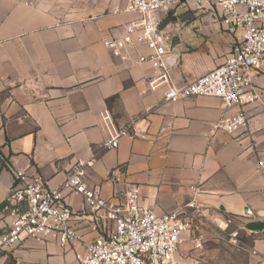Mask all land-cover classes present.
Listing matches in <instances>:
<instances>
[{
  "label": "crops",
  "instance_id": "obj_1",
  "mask_svg": "<svg viewBox=\"0 0 264 264\" xmlns=\"http://www.w3.org/2000/svg\"><path fill=\"white\" fill-rule=\"evenodd\" d=\"M59 3L0 0V234L10 220L2 208L13 170L38 173L58 188L78 161L90 162L86 181L104 198L118 193L122 200L137 185L157 212L193 200L205 213L253 223L243 214L264 211L257 169L264 161V73H251L260 93L243 107L249 119L244 135L215 128L238 106L224 108L219 98L206 96L164 100L170 83L191 82L220 64L239 34L224 32L207 6L177 8L165 28L171 38L167 81L150 64L137 63L136 53L121 60L102 43L134 17L124 11L127 0L80 2L74 7L97 11L73 17ZM119 129L128 133L108 147L110 133ZM67 201L72 226L84 241L94 239L99 232L91 229L82 196ZM257 233L262 237L254 247L264 253V229ZM81 249L80 243L28 240L1 251L0 264H77L74 254Z\"/></svg>",
  "mask_w": 264,
  "mask_h": 264
},
{
  "label": "built area",
  "instance_id": "obj_2",
  "mask_svg": "<svg viewBox=\"0 0 264 264\" xmlns=\"http://www.w3.org/2000/svg\"><path fill=\"white\" fill-rule=\"evenodd\" d=\"M193 5L196 10L207 6L224 32L239 37L220 64L191 82L170 83L164 100L206 96L219 98L224 108L238 106L233 114L222 115L215 128L244 135L249 131V119L243 107L256 102L260 93L251 73H264V0H127L124 11L134 17L121 24L119 36L106 37L102 43L121 60H129L130 54L136 53L137 63L150 64L158 78L169 81L165 57L171 38L161 24L165 18L176 16L177 8L187 11ZM140 49L144 52H138ZM127 133V129L113 131L106 145L116 147L119 137ZM89 165L75 163L58 188H50L38 173L13 170L2 208L10 220L6 233L0 234V252L14 250L28 240H53L60 246L80 243L82 249L74 254L77 264L197 262L189 250H200L202 242L200 237H190V231L194 218L203 212L201 206L192 200L184 207L157 212L143 201L137 185H130L122 200L116 198L118 193L104 198L99 188L86 181ZM257 169L264 180L263 160H258ZM72 194L82 196L91 229L99 232L92 240L84 241L71 224L74 214L67 197ZM243 216L264 223V211L254 214L246 209ZM188 242L191 249H183ZM251 253L256 264H264V253L255 247Z\"/></svg>",
  "mask_w": 264,
  "mask_h": 264
},
{
  "label": "rangeland",
  "instance_id": "obj_3",
  "mask_svg": "<svg viewBox=\"0 0 264 264\" xmlns=\"http://www.w3.org/2000/svg\"><path fill=\"white\" fill-rule=\"evenodd\" d=\"M65 15H87L97 10L74 7L94 0H57ZM180 13V11H178ZM224 220V222H222ZM200 237L202 248L189 250L194 264H256L257 259L251 253L255 240L262 236L247 228V220L235 216H219L202 212L194 218L190 237ZM191 249V243H187Z\"/></svg>",
  "mask_w": 264,
  "mask_h": 264
},
{
  "label": "water",
  "instance_id": "obj_4",
  "mask_svg": "<svg viewBox=\"0 0 264 264\" xmlns=\"http://www.w3.org/2000/svg\"><path fill=\"white\" fill-rule=\"evenodd\" d=\"M187 15H191L190 12H187ZM168 23H170V18L167 17L161 24V29L164 28ZM247 228L250 229L251 231H261L264 229V223L262 222H253L250 224H247Z\"/></svg>",
  "mask_w": 264,
  "mask_h": 264
},
{
  "label": "trees",
  "instance_id": "obj_5",
  "mask_svg": "<svg viewBox=\"0 0 264 264\" xmlns=\"http://www.w3.org/2000/svg\"><path fill=\"white\" fill-rule=\"evenodd\" d=\"M251 222H247V224H250Z\"/></svg>",
  "mask_w": 264,
  "mask_h": 264
}]
</instances>
